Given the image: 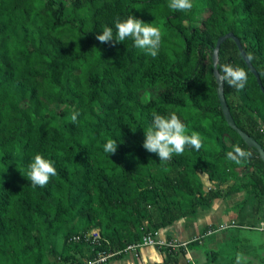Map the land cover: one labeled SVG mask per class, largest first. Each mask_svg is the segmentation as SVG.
I'll list each match as a JSON object with an SVG mask.
<instances>
[{
    "label": "trees",
    "instance_id": "obj_1",
    "mask_svg": "<svg viewBox=\"0 0 264 264\" xmlns=\"http://www.w3.org/2000/svg\"><path fill=\"white\" fill-rule=\"evenodd\" d=\"M192 4L184 12L168 0H0V264H82L93 252L70 237L93 228L122 249L241 192V171L264 200V163L227 124L212 63L217 39L232 32L264 88V0ZM129 15L161 28L157 57L131 39H96L105 25L115 36V19ZM218 56L248 73L242 90L224 83V97L264 148V92L233 39ZM153 111L177 114L203 146L159 161L142 146ZM108 139L118 141L114 154L103 150ZM236 144L252 151L241 165L226 159ZM36 153L57 170L43 188L22 175ZM163 250L153 264H177L184 253Z\"/></svg>",
    "mask_w": 264,
    "mask_h": 264
},
{
    "label": "clouds",
    "instance_id": "obj_2",
    "mask_svg": "<svg viewBox=\"0 0 264 264\" xmlns=\"http://www.w3.org/2000/svg\"><path fill=\"white\" fill-rule=\"evenodd\" d=\"M168 7L173 11L187 12L193 7L192 0H168ZM115 36L113 27L105 25L102 32L96 35L100 43L124 42L126 39L133 41V46L141 50L146 56L155 58L161 48L163 32L159 26L152 23H145L143 20L129 15L124 19L116 18L114 21ZM218 79L226 83L229 87L237 90L245 88L248 82V73L243 67L233 66L229 63L215 64ZM78 110H74L70 116V121L76 123ZM135 131V129H132ZM264 131V129H262ZM144 140L143 148L149 153H155L159 161H169L174 155H182L186 148L191 147L199 150L203 146V141L198 133L189 134L187 126L181 118L171 113L162 115L159 112H152V123L146 129H143ZM118 148V141L108 139L103 146L105 153L114 154ZM252 156L251 150L242 148L239 144L233 146L232 150L226 153V159L236 165H241ZM33 187H45L50 178L57 175L54 162L46 159L42 154L36 153L28 165L26 174ZM253 231H264V224L253 229ZM253 244H259L262 241L259 237H252ZM235 264H247V259L242 253L235 256Z\"/></svg>",
    "mask_w": 264,
    "mask_h": 264
},
{
    "label": "rangeland",
    "instance_id": "obj_3",
    "mask_svg": "<svg viewBox=\"0 0 264 264\" xmlns=\"http://www.w3.org/2000/svg\"><path fill=\"white\" fill-rule=\"evenodd\" d=\"M206 14L207 12H204L201 16L205 17ZM199 176L203 184L206 185L208 179L205 175L200 174ZM237 179L239 180L236 182V186L246 183L244 190L236 193L237 195L234 194V197L231 196L230 199L226 197L229 200L228 203L222 202L216 208V214L224 210V219L220 223L221 230L204 234L206 231L202 229L191 241L197 243L198 238H200L202 244L199 245V248L198 245H195V248L205 251L208 247L207 242L215 235L220 237L218 242V248H221L220 254L226 256L223 264H235L237 253H242L246 257L247 264H264V231H253V229L264 224V200L256 192V188L252 185L247 173L244 174L241 171ZM229 184L230 182L225 185ZM212 185H215L214 188H218L214 182ZM248 190L250 193L247 197L246 191L248 192ZM216 226L219 229V224ZM252 237H259L262 242L253 244ZM66 252H68L67 248L63 253L61 252L62 257L67 256Z\"/></svg>",
    "mask_w": 264,
    "mask_h": 264
},
{
    "label": "crops",
    "instance_id": "obj_4",
    "mask_svg": "<svg viewBox=\"0 0 264 264\" xmlns=\"http://www.w3.org/2000/svg\"><path fill=\"white\" fill-rule=\"evenodd\" d=\"M203 175H205V177L207 178L206 174ZM207 181V184L204 185L206 187H210L212 185V182L210 180ZM233 195H230L227 198L230 199V197ZM228 199H214L209 207L204 209L199 208L195 215L190 217H183L175 221L172 225L160 229L159 231H157V236L163 239L166 238L167 240H175L181 242L184 241L189 243L193 238H195V235H197L198 232L202 231V229L204 230L206 226L211 227L206 232H204V234L221 230L222 226L220 223L224 219V210L223 212H219V214H216V208L222 202L228 203ZM226 208L227 205L225 206V210ZM218 224L219 229L216 226ZM219 238L220 237L214 235V237L207 242L208 247L205 251L195 248V245H198L199 248V245L202 244L200 238H198L199 240H197V243H187L186 246L183 247L184 253L178 251L177 264H191V262H194L195 264H223L222 262L223 260H226V256L220 254L221 248H218ZM186 253L189 254L191 260L188 259ZM164 257L165 252L163 248L159 249L155 246H144L139 249L137 254L133 252H126L115 258H112L107 264H153L162 262Z\"/></svg>",
    "mask_w": 264,
    "mask_h": 264
},
{
    "label": "built area",
    "instance_id": "obj_5",
    "mask_svg": "<svg viewBox=\"0 0 264 264\" xmlns=\"http://www.w3.org/2000/svg\"><path fill=\"white\" fill-rule=\"evenodd\" d=\"M210 233V232H208ZM72 242H83L86 247H89L93 254L85 258L82 264H107L109 260L122 255L126 252L138 253L139 249L144 246H155L157 248H171L179 250L185 247L188 242H181L175 240H167L166 238H159L156 233L148 232L142 236L140 240L127 244L122 249H112L109 241L103 237L97 228L88 231L80 232L70 237ZM189 260L190 256L186 253ZM191 264H195L191 262Z\"/></svg>",
    "mask_w": 264,
    "mask_h": 264
},
{
    "label": "water",
    "instance_id": "obj_6",
    "mask_svg": "<svg viewBox=\"0 0 264 264\" xmlns=\"http://www.w3.org/2000/svg\"><path fill=\"white\" fill-rule=\"evenodd\" d=\"M227 38H231V39L234 40V42H235V44H236V46H237V48L239 50V53H240L241 57L243 58V60L245 61L246 65L249 67L251 72L254 74L258 85L260 86L261 90L264 92V88H263V85L261 83L260 76H259L258 72L256 71L255 67L250 62L248 56L246 55L239 38L237 36H235L232 32H227L226 34L222 35L221 37H219L217 39V42L215 44V47H214L213 53H212L213 74H214V77H215V80H216V83H217V96H218V99H219V102H220L221 110H222L223 116H224L227 124L241 136V138L244 140V142L248 146H251V147H253L256 150V152L258 153L260 159L264 163V148L252 136H250L249 134L244 132L241 128H239L236 125V123L234 121V118H233V116H232V114L230 112V109L227 106L226 101H225L224 90H223L224 82H222V81H220L218 79L217 70L214 67L215 64H219L218 52H219L220 44L223 41H225Z\"/></svg>",
    "mask_w": 264,
    "mask_h": 264
}]
</instances>
